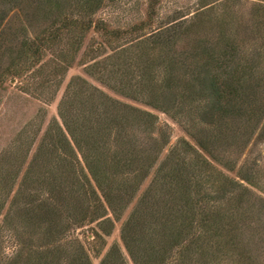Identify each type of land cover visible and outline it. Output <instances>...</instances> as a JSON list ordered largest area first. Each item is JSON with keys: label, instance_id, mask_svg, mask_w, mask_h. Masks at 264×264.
<instances>
[{"label": "trees", "instance_id": "16d2710c", "mask_svg": "<svg viewBox=\"0 0 264 264\" xmlns=\"http://www.w3.org/2000/svg\"><path fill=\"white\" fill-rule=\"evenodd\" d=\"M113 2L0 0V90L16 80L33 96L58 91L98 34L80 61L87 76L166 114L189 139L161 160L170 135L152 111L72 78L61 124L49 125L22 175L33 147L5 160L0 235L17 250L4 260L0 244V264H93L89 248L101 258L132 204L122 246L100 264H264L263 171L257 159L242 161L264 142V0L203 3L157 30L161 0L121 29L98 18Z\"/></svg>", "mask_w": 264, "mask_h": 264}, {"label": "rangeland", "instance_id": "374dc122", "mask_svg": "<svg viewBox=\"0 0 264 264\" xmlns=\"http://www.w3.org/2000/svg\"><path fill=\"white\" fill-rule=\"evenodd\" d=\"M203 3L210 4V6H216L217 9L222 8L226 4L225 0H161L158 10L159 13L154 22L153 30L168 24L174 19H178L179 21L191 19V17L198 12ZM147 6L148 0H114L111 6H105L106 8H104V10L98 14V18L105 20L113 28H128L129 26H132L145 18ZM100 43L101 38L98 34H92L88 37V39H86L85 45L82 51L79 53L76 63L67 72L65 79L58 91H56V89L55 91H52L51 89V92H48L43 97L33 96V94L30 92H26L23 83L16 80H11V83H7L5 87L0 90V173L3 171V168L6 167L5 160L8 157L24 153L28 146L33 147L32 151L29 153L27 162H25L21 173H19V176L22 175L23 170L30 162L32 155L34 154L43 134L46 132L49 125H54L55 120L61 124L58 115V105L65 91L67 90L70 81L74 77L86 79L100 91L121 103L129 104L138 109L152 111V113L158 118V125L161 128H166L165 131L170 135V145L161 156V160L166 157L169 149L175 146L181 139H189L182 126L166 114L159 111L149 110L147 107L137 102H133L129 99L118 96L116 92H114L109 87L101 84L95 79H92V77L87 76L85 66L80 62L81 58L87 59V57L85 58L86 55L84 56V54L86 52L88 54L93 46L100 45ZM105 51L106 49L102 50L101 52L104 53ZM101 52H96L93 57H96ZM3 62L7 63L8 60H4ZM154 77L157 78V74L155 72L153 73V78ZM49 97H52V99L50 100ZM197 116L196 114L193 116L195 120L198 119ZM249 158L257 159L258 165L263 171L264 181L263 140H260L250 147V149L242 158V161H245ZM228 175L234 177L233 174ZM151 179L152 175L144 183V186L139 194H141L148 187ZM8 207L9 203L6 205L5 209L3 210V214L0 216V225L3 221L4 213H6ZM133 207L134 204H132L125 212L122 220L115 225L113 234L106 238L107 246L102 252L101 258L96 259L98 256L97 251H94L93 248H89V253L93 264H100L102 258L114 244L117 243L122 246L121 229L123 223L129 217ZM24 228L27 229L26 224ZM78 233L82 241L86 243L87 247H90L91 242L89 241L91 240L87 238L88 233L86 231H81ZM0 237L3 259L10 260L16 254V243L14 242V239L8 234L4 233L2 236L0 235ZM35 244L39 245L37 240H35Z\"/></svg>", "mask_w": 264, "mask_h": 264}]
</instances>
